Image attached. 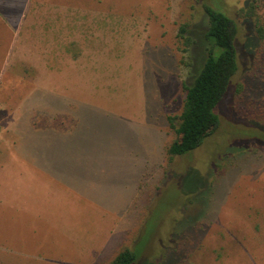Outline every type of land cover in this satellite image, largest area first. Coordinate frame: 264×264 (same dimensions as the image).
Listing matches in <instances>:
<instances>
[{"label": "rangeland", "instance_id": "1", "mask_svg": "<svg viewBox=\"0 0 264 264\" xmlns=\"http://www.w3.org/2000/svg\"><path fill=\"white\" fill-rule=\"evenodd\" d=\"M252 2L0 0V264H110L123 247L133 264H264V69ZM204 5L236 22L239 69L215 108L219 127L169 159L178 137L167 117L182 111L185 63L196 56L183 52L179 27L204 30ZM52 9L89 26L96 44L85 46L95 53L87 69L65 65L51 79L59 95L32 91V43Z\"/></svg>", "mask_w": 264, "mask_h": 264}, {"label": "trees", "instance_id": "2", "mask_svg": "<svg viewBox=\"0 0 264 264\" xmlns=\"http://www.w3.org/2000/svg\"><path fill=\"white\" fill-rule=\"evenodd\" d=\"M257 9L255 34L259 41L255 54L257 68L264 69V0H253L249 12ZM208 26L189 30L188 24L179 27L183 39V52L195 48L196 56L189 67V81L182 83L184 101L177 116L167 117L177 139L167 149L169 159L183 156L199 148L220 125L215 108L226 96L229 84L236 75L238 54L236 49L237 24L223 11L204 5ZM263 64V65H262ZM136 255L123 247L110 264H133Z\"/></svg>", "mask_w": 264, "mask_h": 264}, {"label": "crops", "instance_id": "3", "mask_svg": "<svg viewBox=\"0 0 264 264\" xmlns=\"http://www.w3.org/2000/svg\"><path fill=\"white\" fill-rule=\"evenodd\" d=\"M65 12L66 11H61L59 9H52L47 12L49 16L47 20V29L45 28V36L42 39H35L32 43V46H37L32 61L34 68L33 77L35 80L32 91L35 90L40 93L46 90V93L50 95H59L65 92L64 89L54 87L53 85L51 86V79L61 76L65 65L73 70L77 68V71H80V69L84 71L88 68L85 65L88 53L89 55H95V53H92L90 50H86L85 47L96 45L95 40H89L90 42H87L88 39L92 37V34L86 29V27L89 26L78 22L70 25L65 23L64 19H67L65 17ZM90 27L98 29L95 25H91ZM96 35L99 37L98 33ZM43 46L45 47V55H43ZM73 50L75 52H73ZM21 60H23V58H21ZM24 62L28 63L26 60H24ZM43 75L45 76V85H41V78ZM62 77L56 81L60 82ZM63 100L65 99L58 97L57 100H53V103H58V107H62L65 105V101ZM56 137L57 139L53 138V147L55 142L63 144L66 141L65 134L57 135Z\"/></svg>", "mask_w": 264, "mask_h": 264}]
</instances>
